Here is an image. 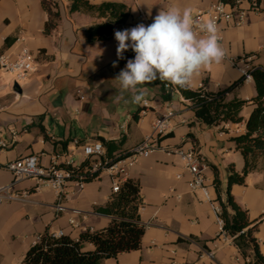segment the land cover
Here are the masks:
<instances>
[{
	"label": "crops",
	"instance_id": "crops-1",
	"mask_svg": "<svg viewBox=\"0 0 264 264\" xmlns=\"http://www.w3.org/2000/svg\"><path fill=\"white\" fill-rule=\"evenodd\" d=\"M56 1L61 19L51 34H45L43 28L48 16L41 0H0V50L7 37H15L5 51L15 52L20 46H26L37 61L35 70L24 79L16 80L0 69V140L6 143L0 149V184L13 179L11 172L4 168L11 160L38 154L41 164L47 165L61 152L56 141L69 139L67 149L73 148V140L80 139L71 135L66 112H62L64 96L75 88L76 98L84 101L81 88L103 91L108 81L102 76L107 77L108 73L113 76L110 69L117 56L109 52L107 44L118 43L115 37L94 43L86 39V28L103 19L83 11L71 12L69 0ZM89 1L125 3L131 12L127 29H131L135 27L139 8L151 24L160 9L177 7L183 11L189 8L193 14L215 0ZM220 45L226 58L196 73L192 88L202 85L209 91H218L229 87L243 75L229 59L241 60L245 54L255 56L251 65L264 66V8L262 12H248L242 26L225 27ZM154 85L155 94L144 98L149 106L145 108L144 101L140 103L137 118L130 113L118 123L117 111H106L97 137H124L123 148L130 149L152 131L158 117L173 110V130L161 138V144L165 147L194 146L204 157L207 163L204 173L212 201L205 200L201 191L191 190V177L177 155L158 150L140 157L129 170L128 178H135L141 184L144 204L140 216L146 225L142 247L107 259L105 264H245L233 240L220 235L221 223L215 210L219 200L212 166L219 172L224 199L229 166L233 165L237 172L244 166L243 155L231 138L245 133V120L254 105L247 104L241 112L243 121L227 124V131L223 132L217 126L198 121L189 101L179 91H175L170 100H163L159 87ZM255 94V83L251 79L227 92L226 98L250 100ZM82 106L90 108L85 102ZM50 116L55 117L52 123ZM15 122H21L22 126L17 128ZM53 125L62 131L61 136L51 129ZM188 133L193 135L188 136ZM81 156L83 158L82 151ZM245 182L232 185L231 193L252 218L262 219L256 237L264 254V169L250 172ZM111 187V177L101 174L86 182L79 191L69 186L68 196L62 201L63 210L57 213L56 196L50 188L37 189L34 180L19 182L15 188L22 194L21 199L0 202V264H21L27 250L46 229L50 232L62 230L64 235L77 238L81 232L106 227L112 217L95 209L108 202L113 194ZM70 219L77 225L71 224Z\"/></svg>",
	"mask_w": 264,
	"mask_h": 264
},
{
	"label": "trees",
	"instance_id": "trees-1",
	"mask_svg": "<svg viewBox=\"0 0 264 264\" xmlns=\"http://www.w3.org/2000/svg\"><path fill=\"white\" fill-rule=\"evenodd\" d=\"M41 4L48 16L43 32L51 34L61 19L59 5L56 0H41ZM69 10L87 12L103 19L102 22L86 28V39L89 43L110 39L114 36L115 30L127 29L131 13L128 5L117 1L92 3L89 0H69ZM15 40V37H7L0 52L8 49ZM134 55L135 53L129 49L124 53V59L120 60V64L134 58ZM249 72L256 88V94L250 100L226 98L227 92L245 81L244 75L229 87L218 91H209L204 86L181 88L161 80L152 82L159 87L160 97L163 100H170L173 93L179 91L189 101L198 121L217 126L223 132L227 131V124L243 121L241 112L247 104L254 105L245 120V133L231 138L235 148L243 155L242 171L237 172L233 165L229 166L224 199L221 196L219 172L215 166H212L213 184L221 206L219 217L223 221V230L233 238V242L245 259V264H264V254L256 237L262 219L252 218L249 211L242 207L231 193L232 185L245 184L246 176L250 172L264 169V66L253 65ZM166 84H169L170 89H166ZM138 112L139 109L132 113L134 118H137ZM192 135L188 133V136ZM97 140L105 146V155L102 159L129 154V149L123 148L124 137L106 139L98 136ZM69 141L68 139L55 142L60 146V153L68 150ZM90 165V160L84 159L77 166H73L74 177L85 175L83 179L86 182L98 177L99 172L90 174ZM143 204L140 181L127 178L121 183L120 190L113 193L105 205L97 206L95 209L112 217L106 227L81 232L77 238L70 235L53 237L46 229L27 250L21 264H105L107 259L117 258L121 253L138 250L142 247L146 231V225L140 216Z\"/></svg>",
	"mask_w": 264,
	"mask_h": 264
},
{
	"label": "built area",
	"instance_id": "built-area-1",
	"mask_svg": "<svg viewBox=\"0 0 264 264\" xmlns=\"http://www.w3.org/2000/svg\"><path fill=\"white\" fill-rule=\"evenodd\" d=\"M244 2H246L245 7L243 6ZM263 8L264 0H215L206 8L197 9L192 14V17L197 25L199 23H207L208 21L214 22L218 29L219 42H221L222 32L225 27L242 26L248 12H262ZM140 23L149 24L145 12L139 8L135 26ZM196 32L197 35H205L200 32L198 27H196ZM224 57L226 58V56ZM254 57L253 55L245 54L241 60L229 59V61L242 71L246 77L245 80H251L253 77L249 71L253 65L250 64V61ZM36 62V56L26 46H20L15 52H0V69L12 74L16 80L24 79L31 71L35 70ZM165 87L166 89H170L169 84H166ZM80 98L82 99L83 97ZM143 106L145 108L148 107V102L144 101ZM173 116V110H169L158 117L152 126V131L130 148L128 155H118L115 158L102 159L105 155V146L101 141L80 142L79 140H73V148L55 155L47 165L41 164L40 155L38 154H30L11 160L4 164V168L11 172L13 179L9 183L0 184V202L21 199L22 194L17 191L16 185L24 180H34L37 189L50 188L55 193L56 202L54 208L58 213L63 210L62 201L68 196L67 188L72 186L79 191L86 183L83 179L85 175L75 178L72 170V167L77 166L82 160H90V174L96 172H99V175L102 172L108 173L112 179V193H115L120 190L121 183L128 178L129 170L136 164L137 160L158 150H164L169 154L177 155L183 161L191 177V190L194 192L201 191L205 200L212 201L209 184L206 183L204 173L207 169L204 157L196 151L194 146L165 147L161 144V138L173 130L171 124ZM5 146L6 143L0 140V149ZM76 147H79L83 154L80 162L75 160L74 148ZM178 177L180 178L181 176L179 175ZM215 210L219 217L221 211L220 204L215 205ZM219 220L221 223L220 235L224 239L233 240L223 230V221L220 217ZM69 222L77 225L73 219H70ZM51 235L59 237L64 235V232L62 230L51 232ZM38 239L39 236L35 242Z\"/></svg>",
	"mask_w": 264,
	"mask_h": 264
},
{
	"label": "clouds",
	"instance_id": "clouds-1",
	"mask_svg": "<svg viewBox=\"0 0 264 264\" xmlns=\"http://www.w3.org/2000/svg\"><path fill=\"white\" fill-rule=\"evenodd\" d=\"M196 27L205 35L198 36ZM114 37L118 42V60L124 59L129 49L135 53L115 77L119 83L116 102L128 103L125 93H129L132 103H142L145 96L142 85L155 80L190 87L196 73L219 63L225 55L215 23L195 24L189 8L183 11L177 7L160 9L151 24L140 23L131 29L115 30ZM116 66L113 62V67Z\"/></svg>",
	"mask_w": 264,
	"mask_h": 264
},
{
	"label": "rangeland",
	"instance_id": "rangeland-1",
	"mask_svg": "<svg viewBox=\"0 0 264 264\" xmlns=\"http://www.w3.org/2000/svg\"><path fill=\"white\" fill-rule=\"evenodd\" d=\"M65 1V0H64ZM118 43L112 42L107 44L108 50L114 57H116V48ZM120 60L115 61L116 67L110 69L113 73V76L108 73V76H102V79H107V89L101 91L95 90L90 91L86 88H81L80 93L85 96V100H79L76 98V89L66 97L65 101L63 100V108L62 112H66L67 121L69 122V130L71 135L78 138L84 139L88 142H95L97 141L98 130L100 126H102L103 120L106 116V111L112 112L117 111L119 117L117 118L118 123H122L124 121V116L130 113H134L137 109L139 104L131 102V95L129 93H125V99L129 102L125 103L124 101H115V97L119 94V83L115 80V77L119 74L121 69H123L126 63H121ZM120 64V65H119ZM109 66V65H108ZM96 69V68H95ZM145 90V97H152L155 94V85L152 82L145 83L142 85ZM83 102L88 103L90 108L84 109L82 104ZM80 108V110H76V108ZM246 107V106H245ZM55 117H51V123ZM17 128L22 126L21 122H15ZM49 127V124L47 125ZM58 136L62 135V131L53 125L51 128ZM69 133V132H68ZM4 138V137H3ZM8 142V139H7ZM75 156L76 161L80 162L82 159L81 151L78 148H75ZM101 176H109L108 173L102 172Z\"/></svg>",
	"mask_w": 264,
	"mask_h": 264
}]
</instances>
